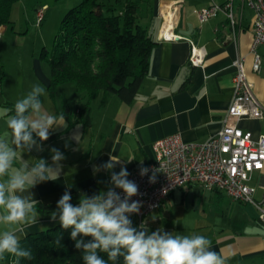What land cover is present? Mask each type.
<instances>
[{
	"label": "crops",
	"instance_id": "obj_1",
	"mask_svg": "<svg viewBox=\"0 0 264 264\" xmlns=\"http://www.w3.org/2000/svg\"><path fill=\"white\" fill-rule=\"evenodd\" d=\"M213 2L222 5L226 0L151 1L152 10L148 14L143 13L141 22L149 28L157 44L151 54L148 75L130 103L116 94L105 92H99L89 101L85 93L77 91L74 83H63L52 93L49 88L51 75L43 74V87L48 97L41 99L48 111L59 114L69 107L78 114L88 104L91 118L88 124L80 121L67 129L68 119L65 116L64 128L50 130L47 141L41 142L37 138V143L43 147L42 151L37 150L36 146L31 151L18 150L14 168L25 163L31 167L41 158L55 167L51 148H57L65 156L60 161L62 167L59 175L54 173L53 180L41 182L30 189L36 201H58L69 186L71 195L93 185H100L101 190L106 191L111 187L110 173L101 170L94 174L93 165H101L113 156L120 159L114 168L118 173L126 159H133L126 163L130 174L141 167V160L143 165L156 160L153 144L162 137L180 133L187 142L208 139L222 127L226 111L233 100L236 72L233 63L238 56L244 59L248 77L254 83L255 94L264 106V44L259 47L263 61L259 72L253 68L254 56L250 51L254 9L248 0H234L237 33L234 38L235 29L225 11L205 22H201L194 12ZM175 4L179 11L175 26L178 38L159 40L162 12ZM193 46L205 49L203 66L196 67L190 63ZM9 118L5 117L2 123ZM2 123L0 138L10 135ZM239 125L251 131L254 138L264 135V118L243 119ZM252 183L257 188L255 199L264 209V168L254 174ZM193 184L173 190L158 209L144 217L143 222L149 230L154 231L163 226L166 231H172L165 227V204H169L167 209L173 208L170 202L176 204L177 198L184 202L188 192L199 194L208 201L204 211L209 210L213 224L211 235L199 234L211 240V250L223 255L226 264H264V218L261 217L260 209L253 203L235 201L222 190L205 189L201 185L202 189ZM214 203L217 206L212 208L211 204ZM49 215L38 213L34 224L18 227H25L29 235L59 225L58 219L52 222ZM153 216H156L155 220ZM129 218L134 226L141 224L135 215ZM180 234L192 235L193 232L184 228Z\"/></svg>",
	"mask_w": 264,
	"mask_h": 264
},
{
	"label": "clouds",
	"instance_id": "obj_2",
	"mask_svg": "<svg viewBox=\"0 0 264 264\" xmlns=\"http://www.w3.org/2000/svg\"><path fill=\"white\" fill-rule=\"evenodd\" d=\"M42 97H48L45 87L35 84L18 99L14 114L6 121L10 135L0 138V261L6 255L15 257L16 264L21 259H32V252L21 246V239L27 235L25 227H18L31 226L37 220L38 201L30 189L53 180L54 173L59 175L60 161L65 159L60 150L51 148L55 167L41 158L31 167L25 163L14 168L18 150L31 151L36 146L42 151L37 138L47 141L50 130L64 128L65 115L48 111ZM119 160L110 156L107 162L93 165L94 174L101 170L110 173L111 187L106 191L90 197L81 194L79 202L73 205L69 186L58 200L56 210L49 215L52 222L58 219L62 229H72L70 238L75 248L82 251L83 264H108L99 253L107 254L108 261L112 262L122 258L123 264H226L224 256L211 250V240L203 235H182L166 231L163 226L150 231L144 222L134 226L129 217L138 215L143 204L131 199L139 195L138 185L128 179L126 163L133 159H126L117 173L114 168ZM148 172L149 168L144 167L141 160L140 175ZM155 182L153 174L149 183ZM117 189L122 191L123 197ZM85 237L90 239L85 240Z\"/></svg>",
	"mask_w": 264,
	"mask_h": 264
},
{
	"label": "trees",
	"instance_id": "obj_3",
	"mask_svg": "<svg viewBox=\"0 0 264 264\" xmlns=\"http://www.w3.org/2000/svg\"><path fill=\"white\" fill-rule=\"evenodd\" d=\"M17 0H0V26L12 24V6ZM152 0H81L70 8L62 19L52 50L43 48L41 56L51 69L49 88L52 93L63 83H74L78 92L93 100L99 92L113 93L130 103L136 97L149 72L151 54L157 44L149 28L142 24L143 13L152 10ZM6 77L0 63V94ZM14 114V104L7 103ZM91 107L75 114L65 107L67 129L82 121L90 122ZM101 191L93 185L72 195L73 205L81 194L89 197ZM38 202L37 212L49 215L56 204ZM72 229L56 225L45 231L29 234L21 239V246L32 252V259H21L19 264H83L82 251L75 248L70 238ZM85 240L90 237H85ZM60 240L57 244L56 241ZM108 264H123V259L108 261L107 254L99 253ZM16 264L10 255L6 263Z\"/></svg>",
	"mask_w": 264,
	"mask_h": 264
},
{
	"label": "built area",
	"instance_id": "obj_4",
	"mask_svg": "<svg viewBox=\"0 0 264 264\" xmlns=\"http://www.w3.org/2000/svg\"><path fill=\"white\" fill-rule=\"evenodd\" d=\"M254 9L253 40L250 51L254 56L253 68L262 69L260 45L264 44V0H248ZM234 0L224 4L211 3L207 7L195 9L201 22L208 21L219 12L225 11L233 29L236 20L233 11ZM43 6L37 11V24L44 20ZM177 4L162 12V25L159 40H175V26L178 15ZM3 28L0 26V40ZM236 29L233 37H236ZM206 52L203 47L193 46L190 63L203 66ZM234 97L223 119L222 127L203 142L184 141L180 133H174L154 144L156 160L143 165L149 172L141 176L140 167L130 173L128 179L138 185L139 195L131 199L141 201L138 217L140 223L145 216L158 209L169 194L178 187L188 184H200L205 189L224 191L235 201L253 203L260 209L264 218V209L255 199L256 186L252 183L254 174L264 168V135L254 138L249 130L239 123L243 119L264 118V106L254 91V83L249 79L244 59L238 56L234 61ZM155 174L156 182L149 183V177ZM118 192L123 193L117 189Z\"/></svg>",
	"mask_w": 264,
	"mask_h": 264
},
{
	"label": "rangeland",
	"instance_id": "obj_5",
	"mask_svg": "<svg viewBox=\"0 0 264 264\" xmlns=\"http://www.w3.org/2000/svg\"><path fill=\"white\" fill-rule=\"evenodd\" d=\"M80 2L81 0H17L13 4L12 24L1 25L6 26L0 40V63L5 67L6 77L4 91L0 94V124L5 117L13 115L7 103L15 104L35 84L43 86V74L51 75L49 63L42 58L41 52L44 47L52 50L66 12ZM43 6H46L44 20L37 24V11ZM6 121L2 124H5L6 131L10 133ZM193 185L202 188L199 184ZM170 203L174 205L173 208L167 209L168 203L164 206V213L167 214L164 219L165 227L178 234L184 228L193 234H212V217L208 209L204 211L208 205L204 197L188 192L184 202L177 198L176 204L174 201ZM211 206L213 208L217 205L214 203ZM9 258L10 255H6L0 264L6 263Z\"/></svg>",
	"mask_w": 264,
	"mask_h": 264
}]
</instances>
